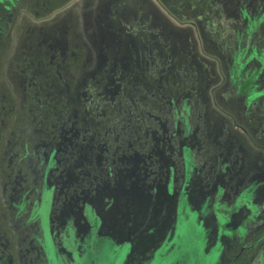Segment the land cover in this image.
Segmentation results:
<instances>
[{"label":"flooded vegetation","instance_id":"flooded-vegetation-1","mask_svg":"<svg viewBox=\"0 0 264 264\" xmlns=\"http://www.w3.org/2000/svg\"><path fill=\"white\" fill-rule=\"evenodd\" d=\"M159 1L0 0V264H264V0Z\"/></svg>","mask_w":264,"mask_h":264},{"label":"rangeland","instance_id":"rangeland-1","mask_svg":"<svg viewBox=\"0 0 264 264\" xmlns=\"http://www.w3.org/2000/svg\"><path fill=\"white\" fill-rule=\"evenodd\" d=\"M219 1V0H216ZM242 1V0H240ZM147 2L149 4H147ZM238 0H226L224 3L219 4L218 11H220V15H226V18L229 17L228 13L234 14L235 6L237 5ZM144 3V2H143ZM145 7L147 8V11L149 12V16H152V18H155V20L161 23H165L167 26H171L172 29H178V25L181 27H184V29L190 28V22L193 20L190 18L182 19L180 16L185 17V14H183L182 11L178 12L181 15H176L174 13L175 11L171 10L170 8L164 6L159 0H146ZM134 12V10H131V12ZM231 14V15H233ZM195 22V21H193ZM52 26V25H51ZM56 26V25H55ZM208 37V36H207ZM213 34L210 33L209 37L212 39ZM247 80V79H246ZM244 86V84L242 85ZM259 103V104H258ZM256 105V109L263 108L264 101H259ZM3 231L9 232V228L4 227ZM178 239L180 240V243L182 244V247L178 248L176 251L178 253H181L182 251H185V248H192L191 251L197 246L195 241H192V230L191 228L186 225L185 222H180L178 225L177 230ZM11 236V233L9 232V237ZM14 236V235H13ZM15 238H13V241ZM89 248L87 245H89ZM87 246V248H85ZM84 250L74 251V257H75V264H122V257L124 256V250L119 246L118 244H114L112 241L108 239H101L97 238L96 235H92L85 246H83ZM56 250L48 251V256L50 259V264H65L63 261L60 260L59 256L55 252ZM2 252L0 251V254ZM213 257H210L204 264H212ZM169 261V260H168ZM167 263V261H165ZM164 263V262H163ZM162 263V264H163ZM151 264H159L156 261L152 262ZM165 264V263H164Z\"/></svg>","mask_w":264,"mask_h":264}]
</instances>
